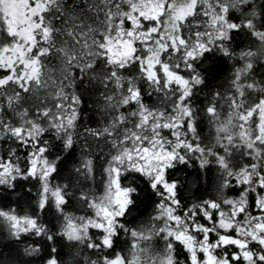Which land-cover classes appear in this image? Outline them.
<instances>
[{"label": "snow or ice", "instance_id": "obj_1", "mask_svg": "<svg viewBox=\"0 0 264 264\" xmlns=\"http://www.w3.org/2000/svg\"><path fill=\"white\" fill-rule=\"evenodd\" d=\"M87 249L264 264V0H0V264Z\"/></svg>", "mask_w": 264, "mask_h": 264}, {"label": "clouds", "instance_id": "obj_2", "mask_svg": "<svg viewBox=\"0 0 264 264\" xmlns=\"http://www.w3.org/2000/svg\"><path fill=\"white\" fill-rule=\"evenodd\" d=\"M220 53L217 52L216 56L219 57ZM178 63L180 62L179 60L177 61ZM229 64H231V61H228ZM206 66H212L213 65V61L209 60L207 62H205ZM197 71H199L200 73H202V79L203 76L206 75V73L203 72V68L198 69ZM197 87H199V85H197ZM190 168H194V166L190 165ZM35 194V193H33ZM76 215H84L83 212L80 213H76ZM43 218V217H42ZM131 219V217H130ZM79 248L83 249L84 248V241H81L80 244L78 245ZM69 261V264H77V261H83V264H102V260L94 255L92 253L91 249H87L85 251H81L80 254L78 256L75 255V252H73L72 256H69L66 258ZM144 264H150V262L147 260V258H145Z\"/></svg>", "mask_w": 264, "mask_h": 264}, {"label": "trees", "instance_id": "obj_3", "mask_svg": "<svg viewBox=\"0 0 264 264\" xmlns=\"http://www.w3.org/2000/svg\"><path fill=\"white\" fill-rule=\"evenodd\" d=\"M222 70H223V62L217 60L216 61V72H217V74H219V72L222 71Z\"/></svg>", "mask_w": 264, "mask_h": 264}]
</instances>
